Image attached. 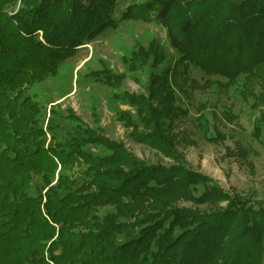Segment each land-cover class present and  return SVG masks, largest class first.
Instances as JSON below:
<instances>
[{"label": "trees", "instance_id": "obj_1", "mask_svg": "<svg viewBox=\"0 0 264 264\" xmlns=\"http://www.w3.org/2000/svg\"><path fill=\"white\" fill-rule=\"evenodd\" d=\"M118 2L0 0V264H264L263 203L190 171L173 134L187 113L175 88L197 87L190 66L227 86L244 76L243 94L264 105V0H149L123 14L163 24L179 55L149 76L147 97L115 95L136 109L139 124L118 114L131 137L171 167L146 164L74 115H51L45 128L28 93L118 25ZM163 59L154 44L133 53L129 69ZM87 77L113 89L123 81L108 70Z\"/></svg>", "mask_w": 264, "mask_h": 264}, {"label": "rangeland", "instance_id": "obj_2", "mask_svg": "<svg viewBox=\"0 0 264 264\" xmlns=\"http://www.w3.org/2000/svg\"><path fill=\"white\" fill-rule=\"evenodd\" d=\"M147 1L119 0L114 11L118 25L93 43L80 47L56 75L36 84L28 93L44 108L45 128L51 115L58 120L74 115L88 127L102 129L105 137L122 143L146 164L171 167L176 164L173 160L135 141L130 135L131 129H126L118 119L119 113L127 112L139 124L136 109L116 99L115 95L129 93L147 97L149 76L161 74L179 57L170 45L167 28L160 22L122 20L130 6ZM19 8L20 3H17L9 6L7 12L16 13ZM154 44L161 49L163 62L156 68L148 64L130 70L132 54L141 49L148 51ZM104 70L123 77L119 89L87 77ZM189 77L197 87L185 84L183 90L175 88L174 91L176 106L187 111L173 130L178 137L177 151L182 162L190 171L211 179L224 191L251 197L264 207V122L260 120L264 118V105H254V98L243 94L244 76L236 85L227 86L228 79L208 77L201 69L190 66ZM207 79L215 82L208 88ZM257 93L264 94V89L257 88ZM46 138L49 141L50 135ZM91 149L103 153L99 148ZM177 206L201 211L206 207L184 201ZM221 206L225 207L226 203Z\"/></svg>", "mask_w": 264, "mask_h": 264}]
</instances>
